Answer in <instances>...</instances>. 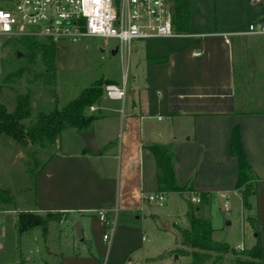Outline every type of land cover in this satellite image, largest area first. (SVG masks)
<instances>
[{"label": "crops", "instance_id": "obj_1", "mask_svg": "<svg viewBox=\"0 0 264 264\" xmlns=\"http://www.w3.org/2000/svg\"><path fill=\"white\" fill-rule=\"evenodd\" d=\"M263 15L264 5L250 0H189L184 35L134 41L128 59L124 58L129 74L122 83L103 76L125 87L126 93L114 98L104 88L100 101L88 108L96 116L92 126L99 154L86 149L76 128L67 147L60 140L33 150L46 149L37 173L35 201L25 210L12 204L15 213H62L47 227L25 231H42L46 236L52 225L63 226L55 242L46 245L56 264H174L180 256L174 252L177 240L172 248L168 243H153L145 230L149 220L156 233L164 230L159 223L163 219L168 222L166 230L175 232V226L187 225L185 212L180 222L154 212V202L146 198L158 192L152 144L171 145L177 184L192 185L191 191L166 193V200L177 193L184 203L185 199L193 202L197 192H209L213 235L231 225L233 214L239 213L251 229L254 244L256 232L248 216H255L264 264V109L235 105L236 84L242 79L236 64L243 62L252 41H257L253 48L264 49V41L256 40L259 35L235 32L246 30ZM235 126L259 178L257 192L250 198L251 210L244 208L236 188L238 162L229 150ZM223 193L228 194L229 210L224 208ZM100 209L114 222L109 240L104 239L106 225L97 215ZM77 220L81 238L74 229Z\"/></svg>", "mask_w": 264, "mask_h": 264}, {"label": "rangeland", "instance_id": "obj_2", "mask_svg": "<svg viewBox=\"0 0 264 264\" xmlns=\"http://www.w3.org/2000/svg\"><path fill=\"white\" fill-rule=\"evenodd\" d=\"M21 38L10 37L0 43V105H6L12 112L17 96L27 94L32 115L22 122L28 125L39 111H50L56 104L40 76L45 68L40 54L30 56ZM257 39L264 41V35H259ZM118 44L115 38L92 36L84 37L78 42H56L55 89L58 108L75 99L85 87L103 76L115 77L122 83L124 76L129 74V69L124 65V58L128 59L129 51L126 55H122L121 50L113 54ZM249 45L250 51L243 55V62L236 64V73L242 75V79L236 84L235 105L236 108L264 109V49L253 48L257 41H252ZM74 132L72 128L61 132L63 148L71 144ZM38 147L13 142V139L0 133V189L8 190L13 204L21 210L27 209L35 201L37 173L43 165L46 150L39 149L37 153L33 151ZM166 201L160 205L153 203V211L172 215L180 222L183 221L185 203L182 197L173 193ZM13 204L6 202V197L0 195V264H56V260L48 255L46 245L55 242L54 238L56 234H61L63 226L52 225L46 236L42 231L19 233L15 229L16 213ZM232 221L231 225H224V228L216 230L214 239L225 241L234 248L238 246L237 250H242L240 247H252L254 239L246 219L236 213L233 214ZM159 223L165 231L156 233L151 221L147 222L145 230L148 239L153 243L163 242L168 243L171 248L175 247L174 229L166 230L167 219ZM173 262L190 264L191 258L181 254ZM222 264H236L234 254L225 255Z\"/></svg>", "mask_w": 264, "mask_h": 264}, {"label": "trees", "instance_id": "obj_3", "mask_svg": "<svg viewBox=\"0 0 264 264\" xmlns=\"http://www.w3.org/2000/svg\"><path fill=\"white\" fill-rule=\"evenodd\" d=\"M171 4L174 28L180 32L186 31L189 26V0H171ZM258 22H264V15ZM21 39L28 48L30 56L33 57L36 53L40 54L45 65L40 76L44 84L48 86L49 94L54 99L56 106L47 112L39 111L27 125L22 120L32 115L29 96L27 94L18 95L12 112L6 105H0V133L22 145L41 147L59 143L61 132L66 128H76L80 133L93 130L92 123L96 116L90 114L88 108L100 101L105 86L112 82L104 78L96 80L85 87L75 99L62 108H58V96L55 89L56 42L48 38L40 39L34 36H23ZM150 149L157 162L158 192L184 193L188 190L191 191V183L180 187L176 182L174 174L176 157L171 145L152 144ZM229 150L238 162L236 188L241 192L244 208L251 210L250 198L257 192L256 184L259 178L249 163L238 126L232 130ZM0 195L6 197V202L13 203V198L8 190L0 189ZM196 195L200 197L198 203L185 199L187 225L175 226L178 247L174 252L178 255L190 256V264H222L225 255L229 253L234 254L236 264H262V242L255 216H248V221L256 232L255 244L249 249L237 250L229 243L218 241L213 237L209 192H197ZM61 216L62 213L49 212L42 215L30 211H17L15 229L22 233L33 228H44L47 227L50 220L59 219Z\"/></svg>", "mask_w": 264, "mask_h": 264}, {"label": "built area", "instance_id": "obj_4", "mask_svg": "<svg viewBox=\"0 0 264 264\" xmlns=\"http://www.w3.org/2000/svg\"><path fill=\"white\" fill-rule=\"evenodd\" d=\"M264 5V0H250ZM171 0H0V43L10 37L34 36L55 42H78L84 37L115 38L124 54L136 40L184 35L173 26ZM235 34L264 35V22H250ZM105 92L114 98L125 96V87L107 84ZM229 210L228 194L223 193ZM156 204L166 201L165 192L146 196ZM193 202H200L197 195ZM97 215L106 225L109 240L114 222L104 209ZM243 249V248H241Z\"/></svg>", "mask_w": 264, "mask_h": 264}, {"label": "water", "instance_id": "obj_5", "mask_svg": "<svg viewBox=\"0 0 264 264\" xmlns=\"http://www.w3.org/2000/svg\"><path fill=\"white\" fill-rule=\"evenodd\" d=\"M118 50H119V47L116 50L113 51V54H116ZM80 135H81L82 139L85 142L86 149L89 152H91V153H93L95 155L100 153V149H99L98 144H97L96 135H95V131L94 130L81 132ZM74 229H75V232H76L77 236L81 238V236H82V227H81V223H80L79 220H77L75 222Z\"/></svg>", "mask_w": 264, "mask_h": 264}]
</instances>
